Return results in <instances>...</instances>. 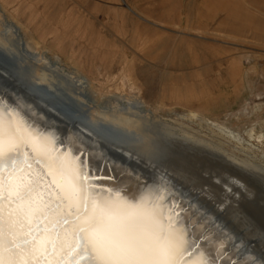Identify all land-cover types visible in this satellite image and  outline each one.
Returning <instances> with one entry per match:
<instances>
[{
  "label": "bare ground",
  "instance_id": "6f19581e",
  "mask_svg": "<svg viewBox=\"0 0 264 264\" xmlns=\"http://www.w3.org/2000/svg\"><path fill=\"white\" fill-rule=\"evenodd\" d=\"M1 10L0 4V120L19 127L25 140L21 151L27 157V163L19 158L7 162L3 175L12 179L6 197L15 186L36 179L37 174L43 175L49 158L56 165L57 176H63L64 160L71 157H61L60 153L79 155L85 171L96 177L91 181L93 184L120 192L130 201L148 189L156 194L153 199L165 198V210L171 207L179 213L177 224L186 233L187 252L182 257L186 264H198L201 259L206 264H264V242L250 240L254 244H246L249 233L240 235L237 229L223 223L227 219L223 211L240 217L251 212L259 226L264 225V169L254 163L252 156L248 155L252 159L240 158L235 154L243 148L251 152L243 146L245 139L238 126L235 132L209 123L192 111L189 121L195 122L199 130L180 125L177 120L168 124L163 120L164 105L160 103L150 109L136 80L124 76L123 69L112 83L104 86L73 67L54 64L46 52L37 50L38 42L27 28L16 19L8 21ZM29 70L35 79L26 76L25 71L29 74ZM56 78L66 88L62 87V81L55 82ZM127 89L136 93H125ZM100 103H105L104 110L99 109ZM108 122L117 125V129L110 128ZM257 122L250 126L246 136L261 142L264 135L255 136ZM202 129L209 132L203 134L208 138L200 136ZM31 130L39 135H32ZM126 132L134 134L130 142L133 146L129 144V147L138 151L124 145L120 136ZM33 147L44 158L41 163L35 160ZM182 154L188 159L208 158L210 162L214 160L210 157H216L215 163L228 173L226 179L217 178L224 189L209 181L210 187L221 193L217 206L211 204V199L207 201L197 192L183 189L176 171L159 162L165 156L175 163ZM47 180L51 182L52 177ZM54 188L52 185L38 191L43 192L47 201L48 193ZM209 192L204 190L207 195ZM95 204L93 197L90 207ZM18 207H22L19 201L11 207L6 205V233L14 225V217L8 213ZM113 207L119 209V205ZM152 207L148 205L149 209ZM110 215L113 224H119L124 218L120 211ZM136 219L146 232L151 231L148 216L140 213ZM62 235L73 239L68 231ZM7 239L10 237L6 243ZM0 254L8 264H13V251L5 248ZM65 260L67 264V257ZM76 260L78 264H95V257L88 252H82Z\"/></svg>",
  "mask_w": 264,
  "mask_h": 264
},
{
  "label": "rangeland",
  "instance_id": "374dc122",
  "mask_svg": "<svg viewBox=\"0 0 264 264\" xmlns=\"http://www.w3.org/2000/svg\"><path fill=\"white\" fill-rule=\"evenodd\" d=\"M0 4L8 21L16 19L26 27L38 42L37 50L46 52L54 64L73 67L104 86L123 69L124 76L136 80L150 109L164 105L163 120L168 124L177 120L199 130L189 121L192 111L235 132L238 126L243 146L251 152L243 148L235 154L252 156L264 169V138L258 142L246 136L257 121L255 136L264 135V0H0ZM25 72L35 79L30 70ZM62 87L66 88L63 81ZM105 107L100 103L99 109ZM200 131L208 138L203 134L209 132ZM131 135L120 137L133 150ZM185 156L175 163L163 156L159 162L176 171L183 189L217 206L221 193L209 181L220 189L217 178L226 179L228 173L215 163L216 157L208 156L214 159L210 162ZM222 214L227 218L223 223L238 234L249 233L246 244L264 242V225L259 226L254 214Z\"/></svg>",
  "mask_w": 264,
  "mask_h": 264
},
{
  "label": "snow or ice",
  "instance_id": "6c2138e0",
  "mask_svg": "<svg viewBox=\"0 0 264 264\" xmlns=\"http://www.w3.org/2000/svg\"><path fill=\"white\" fill-rule=\"evenodd\" d=\"M31 134L39 135L35 130ZM24 143L19 127L0 120V253L5 248L13 251V264H66L65 257L67 264H78L76 256L82 252L94 256L95 264H186L182 258L187 252L186 233L177 224L179 213L171 207L165 210V198L153 199L156 194L148 189L130 201L120 192L93 184L96 177L85 171L79 155L60 153L61 157H71L64 160L63 176H57L56 165L49 158L43 175L15 186L6 197L12 177L3 172L14 158L27 163L21 151ZM33 154L37 163L44 159L35 147ZM47 177H52L51 182ZM52 185L55 188L45 201L38 190ZM93 197L96 204L90 207ZM17 201L22 207L8 213L14 217V225L6 233V205L11 207ZM149 204L153 205L150 209ZM114 211L124 213L119 224L112 222L110 214ZM140 213L149 217L150 232L136 219ZM65 231L73 239L63 236ZM0 264H8L2 254ZM198 264L206 262L201 259Z\"/></svg>",
  "mask_w": 264,
  "mask_h": 264
},
{
  "label": "water",
  "instance_id": "95a60500",
  "mask_svg": "<svg viewBox=\"0 0 264 264\" xmlns=\"http://www.w3.org/2000/svg\"><path fill=\"white\" fill-rule=\"evenodd\" d=\"M4 66V65H3ZM5 67V66H4Z\"/></svg>",
  "mask_w": 264,
  "mask_h": 264
}]
</instances>
